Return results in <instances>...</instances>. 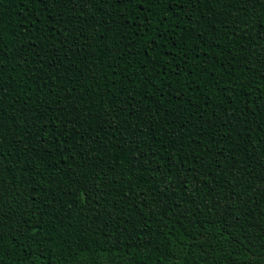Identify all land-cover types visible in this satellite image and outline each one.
Returning a JSON list of instances; mask_svg holds the SVG:
<instances>
[{"label":"trees","instance_id":"1","mask_svg":"<svg viewBox=\"0 0 264 264\" xmlns=\"http://www.w3.org/2000/svg\"><path fill=\"white\" fill-rule=\"evenodd\" d=\"M0 261L264 264V0H0Z\"/></svg>","mask_w":264,"mask_h":264},{"label":"snow or ice","instance_id":"2","mask_svg":"<svg viewBox=\"0 0 264 264\" xmlns=\"http://www.w3.org/2000/svg\"><path fill=\"white\" fill-rule=\"evenodd\" d=\"M139 3H152L153 0H138ZM172 0H169V3H171ZM161 21H157V24H159ZM0 264H2V261H0Z\"/></svg>","mask_w":264,"mask_h":264}]
</instances>
